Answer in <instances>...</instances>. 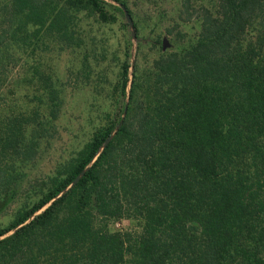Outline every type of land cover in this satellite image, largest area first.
I'll use <instances>...</instances> for the list:
<instances>
[{
    "label": "trees",
    "instance_id": "trees-1",
    "mask_svg": "<svg viewBox=\"0 0 264 264\" xmlns=\"http://www.w3.org/2000/svg\"><path fill=\"white\" fill-rule=\"evenodd\" d=\"M108 1L0 0V96L25 67L46 105L43 117L0 116V196L23 186L12 162L35 157L61 106L36 57L73 44L70 9L107 25L129 15ZM179 18L199 21L195 41L146 75L124 48L114 112L26 185L0 228V264H264V0H180ZM122 220L139 233L107 229Z\"/></svg>",
    "mask_w": 264,
    "mask_h": 264
},
{
    "label": "rangeland",
    "instance_id": "rangeland-1",
    "mask_svg": "<svg viewBox=\"0 0 264 264\" xmlns=\"http://www.w3.org/2000/svg\"><path fill=\"white\" fill-rule=\"evenodd\" d=\"M102 1L110 4L108 0ZM122 1L129 15L120 8L124 18H118L113 25L70 9V48L46 42L43 52L36 53L41 70L51 76L61 106L57 119L45 122L46 133L38 141L35 157L18 156L13 160L14 171L24 175L20 182L24 184L0 196V228L12 220L23 202L29 201L31 192L26 185L32 186L75 157L104 116L114 112L125 47H129L131 54L129 71L135 67L137 73L146 75L153 59L195 41L199 21L192 18L185 23L179 18L180 0ZM214 3L215 0H191L194 9H211ZM62 4L63 1L58 3ZM11 79L0 96V116L15 118L37 113L43 117L45 97L34 83H29L25 67L15 70ZM107 229L135 235L140 231V223L110 222Z\"/></svg>",
    "mask_w": 264,
    "mask_h": 264
}]
</instances>
